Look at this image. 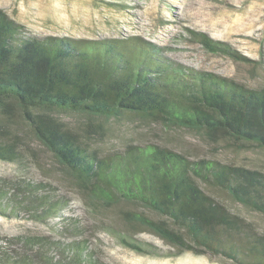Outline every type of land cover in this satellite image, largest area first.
Returning a JSON list of instances; mask_svg holds the SVG:
<instances>
[{"label": "trees", "instance_id": "1", "mask_svg": "<svg viewBox=\"0 0 264 264\" xmlns=\"http://www.w3.org/2000/svg\"><path fill=\"white\" fill-rule=\"evenodd\" d=\"M199 35L209 49L242 57ZM16 112L90 204H130L131 211L123 214L136 233H153L177 248L175 254L192 251L233 264H264V231L209 191L220 190L264 215L263 170L193 158L154 142L100 154L58 115L85 116L90 122L87 135L103 130V119L138 114L240 146L264 148V85L186 65L136 34H33L0 8V113L12 117ZM19 155L18 143L0 133V158L14 161ZM44 190H51L45 182L0 179V213L38 206L42 212L36 216L53 215L63 200ZM64 222L67 229L79 225L72 217ZM41 240L25 237L22 243L32 247L46 242ZM122 242L149 252L128 234ZM67 246L71 256L63 264H103L79 241ZM14 254L1 244L0 264H33Z\"/></svg>", "mask_w": 264, "mask_h": 264}, {"label": "rangeland", "instance_id": "2", "mask_svg": "<svg viewBox=\"0 0 264 264\" xmlns=\"http://www.w3.org/2000/svg\"><path fill=\"white\" fill-rule=\"evenodd\" d=\"M12 18L37 35L73 37H121L136 34L151 42L170 58L186 65L214 71L251 86L264 85V0H0ZM205 34L218 45L237 51L236 57L222 49H209L200 39ZM60 119L87 137L88 145L100 154L122 149L128 144L154 142L193 158H215L264 171V148L234 144L222 136L168 125L161 120L126 114L103 119V130L87 135L89 120L77 113H58ZM99 122V121H96ZM0 133L15 140L19 158H0V179H30L45 182L55 199L63 200L53 215L36 216L38 206L0 213V245L12 257L33 264H63L71 256L72 242L86 245L103 264H233L224 258L177 248L153 233H136L128 225L124 211L130 204L106 206L90 204L73 177L35 137L30 126L16 112L0 113ZM209 191L230 209L251 220L264 231V215L231 200L224 192ZM134 208V207H133ZM74 218L79 225L67 229L64 221ZM148 248L140 253L122 242V235ZM15 240H7L13 237ZM25 237L42 238L32 247ZM41 240V241H42Z\"/></svg>", "mask_w": 264, "mask_h": 264}]
</instances>
